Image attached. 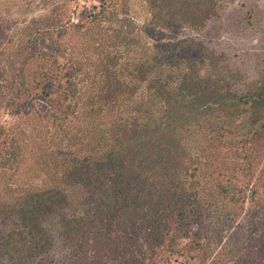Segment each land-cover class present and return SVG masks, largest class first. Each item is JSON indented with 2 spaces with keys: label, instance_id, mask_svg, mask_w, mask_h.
<instances>
[{
  "label": "trees",
  "instance_id": "1",
  "mask_svg": "<svg viewBox=\"0 0 264 264\" xmlns=\"http://www.w3.org/2000/svg\"><path fill=\"white\" fill-rule=\"evenodd\" d=\"M132 1L57 0L4 42L0 264H264V78L207 39L147 42L218 0H143L142 24Z\"/></svg>",
  "mask_w": 264,
  "mask_h": 264
},
{
  "label": "rangeland",
  "instance_id": "2",
  "mask_svg": "<svg viewBox=\"0 0 264 264\" xmlns=\"http://www.w3.org/2000/svg\"><path fill=\"white\" fill-rule=\"evenodd\" d=\"M57 0H0V52L4 42L10 38H18L21 29L35 17H38ZM80 4L98 3L101 0H77ZM133 16L142 24L149 18V11L143 0H133ZM183 37L203 39L215 45L217 51L226 54L224 63L239 68L243 73V80L251 83L253 79L264 78V0H218V13L209 21L203 32L184 29L169 31L158 28L147 32L145 38L153 47L158 56L164 58L179 53L184 56H194L196 52L190 46H179L177 39ZM194 52V53H193ZM1 54V53H0ZM126 117L125 110L120 113L105 111L95 118L100 128L111 132L113 127H118ZM93 121V119H92ZM73 119L71 125H84V122ZM89 124L86 127L89 129ZM91 138L99 137L98 131L92 128L89 132ZM225 235L224 239H227ZM163 263L177 264L176 255L162 258ZM170 260V261H169Z\"/></svg>",
  "mask_w": 264,
  "mask_h": 264
}]
</instances>
